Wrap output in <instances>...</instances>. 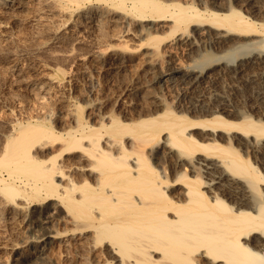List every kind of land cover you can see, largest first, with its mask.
I'll use <instances>...</instances> for the list:
<instances>
[{
  "label": "bare ground",
  "instance_id": "obj_1",
  "mask_svg": "<svg viewBox=\"0 0 264 264\" xmlns=\"http://www.w3.org/2000/svg\"><path fill=\"white\" fill-rule=\"evenodd\" d=\"M24 25L35 61L1 67L0 222L29 237L0 264H264V0H0V42ZM86 64L141 75L82 105Z\"/></svg>",
  "mask_w": 264,
  "mask_h": 264
},
{
  "label": "rangeland",
  "instance_id": "obj_2",
  "mask_svg": "<svg viewBox=\"0 0 264 264\" xmlns=\"http://www.w3.org/2000/svg\"><path fill=\"white\" fill-rule=\"evenodd\" d=\"M28 25H24L23 27L21 26V28H19L18 29V32H17V30H12V33L13 32H17L18 33V35L16 36L15 34H17L16 32L15 33H13L14 34V36H16L15 37V39L13 40V41H11V42H9V43H7V42H3L2 41V43L0 42V46H1V48H0V80H2V81H0V90H2L0 93H1V96H0V98H1V102L2 103H4L5 101H11L10 100V97H11V95L10 94H12V89L10 90V89H8L7 90V87H9L10 86V78L11 77H9V74L7 73V72H5V70H6V66H7V64H8V62L10 63L11 62V60L12 61H15L16 60V62H18V63H20V61H22L21 62V64L23 63L24 65H27V64H29V63H31V62H34L35 61V59L33 58V56L28 52V51H24V52H20V51H23V48H28V44L30 43V40H29V38H30V34H31V31H32V29L31 28H29V27H27ZM24 28V29H23ZM26 28H28V29H26ZM20 30V31H19ZM24 31L25 30V32H22V31ZM27 30V31H26ZM30 31V32H29ZM21 32V33H20ZM20 33V34H19ZM23 33V34H22ZM26 33V34H25ZM20 35V36H19ZM24 35V36H23ZM27 35V36H26ZM21 37V38H20ZM23 37V38H22ZM25 37H27V38H25ZM14 38V37H13ZM20 41H19V40ZM22 39V40H21ZM26 39L27 41H24V40ZM19 42H21V43H19ZM25 42H27V43H25ZM4 43V44H3ZM15 43V44H14ZM17 43V44H16ZM19 43V44H18ZM24 43H25V45H24ZM9 44V45H8ZM27 44V45H26ZM3 45V46H2ZM5 45V46H4ZM10 45H12V46H10ZM16 47H15V46ZM20 45V46H19ZM23 45V46H22ZM7 46V47H6ZM17 46H18V48H17ZM23 48H22V47ZM3 47V48H2ZM12 47V48H11ZM15 47V48H14ZM7 48L8 49H11V50H7ZM4 49V50H3ZM13 49V50H12ZM1 50H3L2 52H1ZM17 51V52H16ZM10 52V53H9ZM6 53H9V54H6ZM3 55V57H2V55ZM29 54V55H28ZM5 55V56H4ZM8 57H10V58H8ZM14 56V58H13V56ZM23 55V57H21ZM20 56V57H19ZM27 56V57H26ZM32 56V57H31ZM19 57V58H18ZM6 58V59H5ZM22 58H24V59H22ZM31 58V59H30ZM40 59V58H39ZM4 60L6 61V62H4ZM20 60V61H19ZM26 60V61H25ZM34 60V61H33ZM23 61H25V62H23ZM4 62V63H3ZM25 63H27V64H25ZM2 65V66H1ZM4 65V66H3ZM6 65V66H5ZM88 65V66H87ZM1 67H4L5 68V70H3V68H1ZM80 67V68H79ZM73 66V67H71V71L74 73L75 71H78L77 72V76H76V78H77V80H76V78H75V80L74 81H72V84H71V86H70V91L71 92H73V90H74V92L76 91V93H77V98H78V101L79 102H81V104L82 105H84V103H85V101L86 100H90V99H92V98H95L96 96H103L104 98H105V100H106V102L107 103H109L111 106H113V108H115V107H117L118 106V104H120L124 99H126V100H128V98L129 97H127V96H129L128 94V85H129V78H130V74H131V76L134 74V76H136V75H138V73H140L139 72V70H135V68L134 67H130L129 69L130 70H128V73L127 74H125L126 75V77H125V75H123V76H121V77H118V78H107V76L102 72V71H99V70H97V69H95L93 66L91 67V65H89V64H86V65H82V66ZM86 67H88V68H86ZM77 70H76V69ZM82 68V69H81ZM85 68V69H84ZM79 69V70H78ZM95 69V70H94ZM74 70V71H73ZM82 70V71H81ZM85 70V71H84ZM88 70V71H87ZM87 71V72H86ZM96 71V72H95ZM132 71H134L133 73H131ZM136 71V72H135ZM5 72V73H4ZM92 72H93V74H92ZM129 72H130V74H129ZM79 73V74H78ZM83 73V74H82ZM89 73V74H88ZM6 74H8L7 76H6ZM87 74H88V76H87ZM101 74V75H100ZM136 74V75H135ZM81 75V76H80ZM83 75V76H82ZM86 75V76H85ZM92 75V76H91ZM96 75H97V77H96ZM105 75V76H104ZM139 75H141V73L139 74ZM6 77L5 79H4V77ZM100 76V77H99ZM102 76V77H101ZM129 76V77H128ZM2 77V78H1ZM81 77H83V78H81ZM8 78V79H7ZM88 78V79H87ZM99 78H101V79H99ZM105 78V79H104ZM80 79H85V80H79ZM114 79V80H113ZM9 82H7V81ZM95 80H96V82H95ZM104 82V83H102V81ZM112 80L114 81V82H112ZM119 82H118V81ZM124 80V81H123ZM88 81V82H87ZM90 81H91V83H90ZM100 81H101V83H100ZM110 81V82H109ZM121 81V82H120ZM3 82V83H2ZM107 82V83H106ZM112 82V83H111ZM3 85H2V84ZM7 83V86L5 85ZM75 83V84H74ZM109 83V84H108ZM110 83H111V85H110ZM116 83H118L119 84V86H118V84H116ZM122 83V84H121ZM125 83V84H124ZM127 83V84H126ZM80 84V85H79ZM112 84H113V86H112ZM121 84V85H120ZM2 85V86H1ZM5 85V86H4ZM83 86V87H79V86ZM96 85V86H95ZM102 85V86H101ZM108 85V86H107ZM109 85H110V87H109ZM123 85V86H122ZM127 85V86H126ZM76 88H75V87ZM78 86V87H77ZM122 86V87H121ZM3 87V88H2ZM11 87V86H10ZM9 87V88H10ZM73 88V90H72V88ZM99 87H101L100 89H99ZM102 87H104V89L102 88ZM107 87H108V89H107ZM120 87V88H119ZM78 88V89H77ZM79 88H81V89H79ZM83 88V89H82ZM124 88V89H123ZM4 89V90H3ZM94 89H95V93H93L94 92ZM120 89V90H119ZM122 89V90H121ZM77 90H82L81 92H80V94L78 93V91ZM84 90V91H83ZM98 90V91H97ZM104 90V91H103ZM9 92V93H7V92ZM100 91H103V92H100ZM127 91V92H126ZM15 92V91H14ZM125 92H126V94H125ZM18 93H22V95H24L23 94V92H17V94ZM82 93H84V94H82ZM89 93H91V94H89ZM104 93V94H103ZM128 93V94H127ZM3 94V95H2ZM82 94V95H81ZM97 94H99V95H97ZM106 94V95H105ZM109 94V95H108ZM9 95V96H8ZM21 95V94H20ZM90 95H92V96H90ZM96 95V96H95ZM124 95V96H123ZM91 98H90V97ZM106 96V97H105ZM118 96V97H117ZM9 97V98H8ZM113 97V98H112ZM124 97V98H123ZM3 98V99H2ZM85 99V101H84V99ZM121 98V99H120ZM6 99H8V100H6ZM80 99V100H79ZM114 99V100H113ZM123 99V100H122ZM2 100H4V101H2ZM110 100H111V102H110ZM120 100V101H119ZM125 100V101H126ZM56 101V100H55ZM83 101H84V103H83ZM1 102H0V104H1ZM118 102V103H117ZM56 103L57 102H55L54 103V106H53V104H52V106H51V112L53 113V115H52V113H51V116H52V118H54V117H56L57 116V105H56ZM2 105L3 104H1L0 105V107L1 108H3L2 107ZM117 105V106H116ZM55 108V109H54ZM55 110V111H54ZM0 111H2V109L0 110ZM1 224H0V226L2 225V227H0V235H1V237H0V241H8L9 239H11L13 236H14V238H16L17 237V239L18 240H21L22 238V240H26L29 236H28V232L26 231V230H23V232H21V234L20 235H16V237H15V234H13L14 232H13V230L10 228V226L9 225H7V224H5L3 221L2 222H0ZM4 226V227H3ZM9 226V227H8ZM7 227V228H6ZM4 230V231H3ZM6 231V232H5ZM7 231H9V232H7ZM5 232V233H4ZM2 233V234H1ZM7 234H8V236H7ZM27 236H25V235ZM2 236L4 237V239L2 238ZM24 236H25V238H24ZM7 239H6V238ZM19 237H21V238H19ZM3 239V240H2ZM13 239V238H12ZM27 246H29V245H26L25 247H24V249H26V248H29V247H27ZM69 248V247H68ZM70 248H72V249H70ZM70 248L69 249H67V251L66 252H68L67 254H68V256H70L71 257V255H72V258L73 257H75L76 256V249H75V247H73V246H70ZM54 249V250H53ZM57 249V250H56ZM49 250L51 251V250H53V252H51V253H56V254H58V248L57 247H50L49 248ZM69 250V251H68ZM71 250H73L72 252H71ZM75 251V252H74ZM71 252V253H70ZM74 252V253H73ZM74 254H75V256H74ZM5 256V255H4ZM15 257H17V256H14L12 259H15ZM39 260V261H38ZM37 261V262H36ZM10 262H12V263H14L15 261L14 260H11ZM50 264V263H48V262H46L45 263V261H42V260H40V259H37V260H35L34 262H32L31 264ZM60 264V263H59ZM61 264H63L62 262H61Z\"/></svg>",
  "mask_w": 264,
  "mask_h": 264
}]
</instances>
